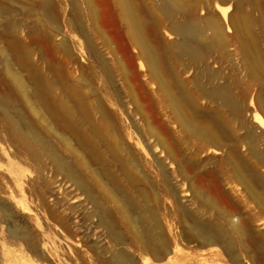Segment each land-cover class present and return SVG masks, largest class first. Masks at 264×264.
Returning a JSON list of instances; mask_svg holds the SVG:
<instances>
[{"label": "bare ground", "instance_id": "bare-ground-1", "mask_svg": "<svg viewBox=\"0 0 264 264\" xmlns=\"http://www.w3.org/2000/svg\"><path fill=\"white\" fill-rule=\"evenodd\" d=\"M16 1L20 6L18 12ZM67 1L70 12L65 13L62 0H0V25L4 24V26H0L2 27L0 40L2 39L1 42L4 43V46H0V61L3 64L2 71H0L3 73L0 82V140L12 144L17 154H25L30 157L31 161L42 163V167L39 166L41 172L38 184L41 183L40 185L43 184L51 188L47 191L51 197H58V194H62V187L67 184L73 187L71 191H64L65 198L62 199L60 195L61 199L58 198L57 201L54 199V205L59 207L62 206L64 199H72L73 201H68L75 204L74 206L70 204L71 207L68 208L71 214L73 212V215L76 216L79 212L90 220L89 249L93 252L94 260L99 264H137V258L134 257L136 253L143 259H146L148 255L153 260H162L171 249V243L168 242L169 238L164 240L160 237L161 233L160 236L155 234L157 232L154 230L159 229H154L159 216V214L157 215L158 211L154 210L155 197L140 176V153L132 147L130 142L126 141L118 111L125 114L132 127H136L139 120L141 121L145 115L139 91L152 99L155 94H159L169 103V115L173 116L174 120L192 135H195L197 139L205 141L201 148L212 146L215 149H221L226 136L230 137L227 133L232 134V132L227 131V121L225 123L221 119L220 113H215V116L210 119L211 121L202 119L203 112L200 107L202 103L200 102L205 99L213 104H221V107L235 109L237 102L232 88L224 80L221 72L211 69L198 71L197 68L193 74H190V66L186 64V61L193 64H205L206 52L212 53L223 47L226 48L225 46L228 45L226 33L216 14L210 15V18L203 22L196 17L197 11L194 7L190 10L187 9V0H151V4L145 2L146 0ZM201 1L196 0L197 3ZM231 1L221 0L222 5L216 6L217 12L224 21H226V17L229 18V13L231 14L229 7ZM244 1L245 3L253 2V0ZM30 2L35 7L33 9L41 11L49 24L53 26L52 30L55 33L62 32L61 23L63 21L72 28H76L82 19L80 12L82 11L81 13L85 15L84 11L87 8L88 11L90 10V13L87 11L88 17H90L92 26L95 27V30L97 29L96 34L100 39L101 50L104 51L101 52L93 42H87L91 60L90 70L93 80L95 82L103 81V85L106 86L103 90L99 89L102 94L99 93V90L91 89L90 94L87 95L81 87L71 83L69 75L72 72L69 65L77 60L67 41L62 39L59 42L54 41L53 32L45 30V26L37 23L35 26L37 28L33 26L27 28L26 22L32 16L30 8H26ZM102 4H107L116 22L120 36L118 43L111 39L105 31H101L102 28L101 30L97 28L98 20L102 18L100 17ZM82 5H86L85 10ZM104 10L103 12H105ZM152 10H159L162 14V21L158 24L163 21L172 23L171 32L178 38V41L169 43L173 48L171 51L165 50L168 43H164L159 34H155V41L152 40L153 38L151 39L148 19ZM191 12L193 18L188 17ZM233 15L230 16V22L234 36L255 40L256 34L251 12H241L236 17ZM207 31L211 32L209 38L206 37ZM42 39H46L45 41L50 43L47 42L53 49L52 51L62 54L61 58L59 56L54 61L50 60L52 62L49 65L48 59L47 63L45 62L48 65L47 71L50 70L48 73L54 74H51L52 79L45 75L46 73L42 69L44 66L40 67V63H37L39 60L36 58L37 62L33 60L37 49L44 44H40V42H44L41 41ZM252 46L251 44V48ZM243 51L245 53L252 50L248 49V46H243ZM38 56L42 57L43 55L38 54ZM43 59L44 57H42ZM44 60L46 61V57ZM42 63L41 61V65ZM24 72L27 73V78L24 77ZM152 85L153 88L149 87ZM109 88H113L114 98H110ZM122 93L128 98L127 103L129 104L124 101L126 98L122 97ZM149 113L146 115L149 116ZM208 115L210 114L208 113ZM254 121L264 128L262 117H256ZM163 137L149 132V140L147 139L146 143V147L153 154V158L155 157L154 161L157 164L158 158L161 157L164 159L159 160L160 164L167 159H175L171 150L173 146L169 148V139ZM253 139L255 140L254 136ZM227 145L228 143L226 147ZM252 149L251 151L256 152L254 144ZM158 150L161 154L154 155ZM1 155L0 152V157ZM259 157H261L260 154ZM48 166H50L51 172L46 173ZM84 168L90 169L89 176L85 173ZM243 171L245 170L241 172ZM143 173L141 172L142 176L146 175ZM59 177L62 180L58 185ZM7 179L12 183L8 177ZM36 194L41 195L38 191ZM0 201L2 200L0 199ZM40 202L42 206H47L44 198H41ZM10 203L12 205L13 202ZM0 206L3 205L0 204ZM4 206L7 208L6 205ZM55 207L51 210V218L63 227V236L74 237L76 227L74 228L71 219L73 216L71 218L70 214L65 216ZM8 215L10 216L9 212ZM120 215L126 216L127 219L129 217V221L135 227L133 230L136 229L135 236L131 238L134 247L133 254L125 247L128 246L126 241L130 237L128 238V235L125 234V230V235L122 233L123 227L121 228V226L123 225L121 224L123 223L121 222L123 221L119 222ZM196 224L198 226H195L197 235L204 240L203 244L206 246L220 244L225 241L224 238L228 241L232 240L228 233H223L224 236L220 237L222 231L219 235L220 238L212 239L210 236H215V233L210 227L209 230L213 232L209 231V233H213V235H209L206 226L203 225L205 229L198 225V222ZM16 225L11 229V234L13 238L23 239L22 230ZM240 225L231 223L233 231L242 237H248L246 233L248 227H246V231ZM22 228L24 227L22 226ZM85 231L87 232V230ZM160 232L163 233L162 230ZM248 232L250 233V231ZM232 243H229V249L234 247ZM130 247L132 246L130 245ZM245 248L244 251H248ZM231 252L234 254L235 251ZM52 255L54 254L52 253ZM243 255L241 257H245ZM238 257L240 256L238 255Z\"/></svg>", "mask_w": 264, "mask_h": 264}, {"label": "rangeland", "instance_id": "rangeland-1", "mask_svg": "<svg viewBox=\"0 0 264 264\" xmlns=\"http://www.w3.org/2000/svg\"><path fill=\"white\" fill-rule=\"evenodd\" d=\"M187 1V9L190 10L194 7L197 11L196 17L203 22L207 18H210V15L214 16L216 14L222 23L228 41V45L225 46L226 48L223 47L212 53L206 52L205 64H193L187 60L186 64L190 66V74H193L197 68L198 71L211 69L221 72L224 80L232 88L238 106L236 105L235 109H230L221 107V104L210 103L205 99L200 102L202 103L200 106L203 112V116L201 115L202 119L211 121L210 119L215 116V113H220L222 117L220 118L225 123L227 121V131L229 130V133L232 132V134L227 133L230 137L226 136L224 140L225 147L223 146L221 149H215L212 146H204V148H201L205 141L203 142V140L197 139L195 135H192V133L174 120L173 116L169 115V103L159 94H155L152 99V97L149 98L143 92L139 91L142 109L145 108L143 112L145 115L148 112L150 113L149 116L148 114L146 116L144 115L136 127H132L125 114L118 111L121 121L120 125L123 128L126 141L130 142L132 147L136 148L140 153V176L155 197L154 210L155 212L158 211L157 215L159 214L156 222L159 227L156 225L154 228L159 229H156L157 231L154 230L157 232L155 234L159 235L161 233V236H159L164 240L169 238L168 242L169 244L171 243V249H169L168 254L162 260H153L147 255L146 259L148 261H146V259L140 258L138 253L133 256L137 258V264H264V128H261L254 121L256 117H262L264 119V0H253L250 3H245L244 0H232L230 2L231 5L229 4L231 14H235L233 15L234 17L241 12H251L256 34L255 40H249L247 37L236 38L234 36L233 30H231L233 29L230 22L231 14L229 13V18L226 17V21H224L223 17L217 12L216 6L222 5L221 0H202L199 3L196 0ZM145 2L150 3L151 0H146ZM16 3L18 12L20 11V6L18 5V1ZM62 3L66 11L65 13L70 12L69 2L62 0ZM82 6H84V8L82 7L83 10H85L86 5ZM28 7L30 8L32 16L26 22L27 28L32 26L37 28L35 27L36 23L40 24L41 26H45V30L53 32L54 41L57 40L56 42H59L62 39L68 42L66 43L69 44L77 60L72 65H69V68H71L70 71L72 72L71 74L69 71V74H71L69 75L71 83L81 87L87 95L90 94L91 89L94 91L99 89L103 90L106 87L103 85V81L95 82L90 70L91 60L88 50L89 44L87 42H93V44L100 48L101 52L104 51L101 50L100 39L96 34L97 29L95 30L92 22H90V17H88V8L84 11L86 12V14L84 13L85 15L81 13L82 11L80 12L82 19L80 18L81 20L76 28H72L63 21L61 23L62 32L55 33L52 30L53 26L49 24L41 11L33 9L35 7L32 6L31 2L26 8ZM101 8L102 15L100 17L103 19L99 18L97 28L99 30L102 28L103 30L101 31H105L111 39L118 43L120 36L116 22L107 4H102ZM103 9H105V12H103ZM188 17L193 18V13L188 14ZM161 21L162 14L159 10L150 11V18L148 19L149 34L150 36L152 35L151 39L153 38L152 40L154 41V36L159 34L162 40H164V43H168H166L168 47L165 50L171 51L173 48L169 43L177 42L178 38L171 32L172 23L170 21H163L161 24H158ZM1 25L4 26V24ZM27 28L26 31H28ZM228 30L231 31L229 32ZM0 31H2V27H0ZM210 36L211 32L207 31L206 37L209 38ZM39 38L38 40H40ZM45 40H41L44 42H40V44H44L39 47L40 49H37V54L33 57V60L35 58L38 59L39 62L36 60L35 62L40 63V67L44 66L42 68L43 72L45 71V75H48V78L52 79V75L54 74L52 72V75L48 73L50 72V70L47 71L48 65L55 58L57 59L59 56L61 58L62 54L52 51L53 49L50 47V43ZM1 41L2 39L0 40V46H4V43ZM2 43L3 45H1ZM250 43L253 45L252 48ZM243 46H248V49L252 51L244 53ZM38 54L43 55L42 57L44 59L46 57V61L44 59L42 60V57L38 56ZM54 54L58 55L55 56ZM53 56L54 58H51ZM47 59L49 61L48 65L46 64ZM40 60L43 62L42 65ZM1 63L0 61V71L3 68V64ZM1 73L0 82L3 78V73ZM24 77L27 78V73L24 74ZM149 87L153 88L154 86ZM109 95L110 98H114L113 88H109ZM123 98L126 97L124 96ZM124 101H126V104H129L127 103L128 98L124 99ZM236 108L238 109L236 110ZM157 128L159 129L157 130ZM154 129L157 131H152ZM149 132H154L161 137L164 136L163 138L167 140L169 139L168 142L170 144L167 143L169 148L173 146L171 150L175 155L174 160L167 159L164 163L160 164L159 160L164 159V157H161L160 159L158 158V164L154 161L155 157L153 158V154L146 147V143L149 140ZM227 143V147L229 149L231 148V152L226 147ZM253 144L258 153L251 151L253 150ZM0 152L2 154L0 157V199L2 200L0 204L7 206V208L4 206L5 209L3 206H0V264H99L94 260L93 252L89 249L90 220L86 219L79 212L76 215L79 216L77 218L73 215V212L71 214L68 208L73 205L69 203L73 201L72 199H64L62 206L55 207L54 205L55 201L65 198L64 191H71L73 187L70 184L65 185L62 183V185H65L61 190L63 195L58 194V197H51L47 192L51 188L43 184L40 185L41 183L38 184L42 163L31 161L30 157L25 154H17L15 147L3 140H0ZM159 154L161 153L158 150L154 155ZM259 154L261 157H259ZM48 167L46 173L51 172L49 170L50 166ZM142 168H145L143 169L145 171ZM242 170L245 171L241 172ZM84 171L89 176L90 169L84 168ZM141 172H145L143 174L146 175L142 176ZM242 174L244 177H242ZM7 177L12 183L9 182ZM150 178H153L152 182ZM61 180L59 177L58 185ZM34 190L40 192L41 197ZM41 198L46 200L49 208L41 205ZM10 202H13L12 205H10ZM54 207L65 216H69V214L70 218L73 216L71 219L74 223V228L76 227L74 229L76 233H74V237L63 236V227L51 218V210ZM119 220V222L123 221L121 222L123 226L120 225L121 228L123 227L121 229L122 233L124 234L126 231L125 234L128 235V238L130 237L126 241L128 246L125 247L133 254L134 247L131 238L135 236L136 229L133 230L135 227L129 221V217L127 219L126 216L120 215ZM185 220L187 221L185 222ZM195 222H198V225L203 228L206 226L208 233L209 231H214L215 236H210V238L218 239L222 231L220 237L224 236L223 233H228L233 243L224 238L225 241L220 244L204 245V240L202 238L200 239L197 235L196 227L198 226ZM12 223L14 225L17 224L21 228L23 239L13 238L11 229H13L14 225ZM231 223L242 224L240 226L245 230L248 227L247 230L252 235L246 230L248 237H242L233 231ZM209 227L213 231L209 230ZM159 230H162L164 235ZM213 233H209V235H213ZM229 243H232L235 249H229ZM244 247H246L245 250H248L246 251L247 253L244 251ZM231 251L238 253L234 252L233 254ZM243 254L247 257L246 259L245 257H241ZM235 256L236 258L234 260ZM231 257L233 258L231 259ZM237 258L239 262H237Z\"/></svg>", "mask_w": 264, "mask_h": 264}]
</instances>
